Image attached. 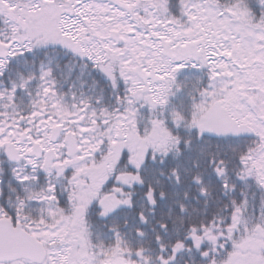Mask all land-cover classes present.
Returning a JSON list of instances; mask_svg holds the SVG:
<instances>
[{"label":"snow or ice","instance_id":"6c2138e0","mask_svg":"<svg viewBox=\"0 0 264 264\" xmlns=\"http://www.w3.org/2000/svg\"><path fill=\"white\" fill-rule=\"evenodd\" d=\"M0 264H264V0H0Z\"/></svg>","mask_w":264,"mask_h":264}]
</instances>
